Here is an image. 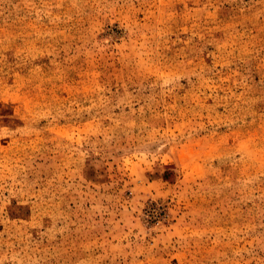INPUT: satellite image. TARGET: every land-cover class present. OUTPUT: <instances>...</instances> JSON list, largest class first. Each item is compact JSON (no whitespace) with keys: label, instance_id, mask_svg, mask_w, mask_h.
I'll use <instances>...</instances> for the list:
<instances>
[{"label":"rangeland","instance_id":"rangeland-1","mask_svg":"<svg viewBox=\"0 0 264 264\" xmlns=\"http://www.w3.org/2000/svg\"><path fill=\"white\" fill-rule=\"evenodd\" d=\"M0 264H264V0H0Z\"/></svg>","mask_w":264,"mask_h":264}]
</instances>
